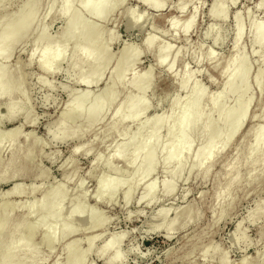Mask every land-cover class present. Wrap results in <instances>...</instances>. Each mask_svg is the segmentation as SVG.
Masks as SVG:
<instances>
[{
    "label": "rangeland",
    "instance_id": "374dc122",
    "mask_svg": "<svg viewBox=\"0 0 264 264\" xmlns=\"http://www.w3.org/2000/svg\"><path fill=\"white\" fill-rule=\"evenodd\" d=\"M73 1H76V7L79 10L77 19L89 27L97 24L101 29L96 43L99 42L100 51L104 53V56L101 58L99 55L93 61L96 67L102 65L103 71L100 79L89 90H85L80 83L81 71L73 66L74 45L83 43L89 37L88 30L84 28L78 30L75 42L69 44L64 51L57 69L51 68L45 73L37 64L38 54H35L33 58L30 57V41L36 33L34 27L36 24L30 28L23 42L17 43L13 49L11 47L10 59L8 62H3L7 64V67L10 65L8 68L11 72L23 82V96L13 94L0 98V134L6 133L14 125H21V130L27 133V137L19 138L14 147L18 149L24 146L23 150H25L36 140L39 143L34 162L27 158L18 160L17 165L21 174L9 180L8 173L2 178L5 181H1L0 178V194L14 184L18 189L25 190V193L29 192V188L39 187L32 195L21 196L16 192L5 194L4 199L22 204L32 198H38L44 190L57 185L68 191L59 213L36 224L37 232L32 244L38 245L40 249L34 255L33 262L55 264L59 261V264H69L72 257L67 256L65 246L71 243L72 249L86 250L87 238L91 234H98L100 236L95 240L91 250L86 252L81 264H106L104 257H100L98 249L105 239L112 235L115 236L114 242L120 241L117 248L120 250L122 260L116 264H220L222 257L226 259L225 264H244L246 261L261 264L264 255L262 253L264 251V213H260L258 205L260 203L261 208L264 206V168L258 165L255 167L253 173L256 177L249 186L247 183L249 169L246 163L240 164V180L232 187V192L230 190L229 198L227 197L221 203L230 204L227 211L223 212L224 214L220 212L221 205L218 206L215 199L217 188H222L225 184L224 163L241 155V144H249L253 139V134L244 137L246 129L262 121L264 64L260 60L259 52H254L258 48L249 34L251 22H264V11L257 8L259 0H238L234 6L230 0H223L225 11L227 10L225 20L210 15L209 6L212 0H190L191 4L188 3L181 14L176 9L179 0H163V6H156L146 0H104L103 10L99 15L94 0H69L74 3ZM110 3L118 4V6L108 11ZM87 4H89L88 7H86ZM64 8L57 4L42 24L44 34L53 36L56 44L61 39L60 33L62 35L64 32L65 20L55 17L53 13L55 11L62 13ZM21 9L22 4L19 0L8 3V11H21ZM44 11L41 7L38 14L41 18ZM235 11H240L243 29H245L239 48L241 47L243 58L250 60L251 63L249 74L251 85H249L247 96L252 95L253 98L251 97L252 103L247 116L232 136L231 143L221 148L211 161L207 174H201L200 168L188 172L187 167L191 163V159L188 158L184 161L181 172L172 182H169L174 186L173 191L164 193L158 184L156 196L148 203L145 200L144 186L153 179L160 183L166 177L161 163L164 155L162 144L167 143L171 135L169 131L163 134L156 150L158 159L156 167L132 190L129 199L125 200L123 188L127 180L130 178L133 180L141 169L138 167V161H135L129 171H124L125 154L118 159H113L111 156V152L120 144L124 127H120L115 136L110 137L107 136L106 129L113 122L111 117L113 108L126 90L121 91L118 99L109 101L107 106L109 112L104 117L94 114L95 120L86 122L82 119L84 116L82 115L79 121L76 120L74 124L77 134L73 137H64L56 125L58 117L64 111V104L80 95H86L85 97L93 100L100 99L114 76L111 67L119 59L125 46H132L136 50L137 57L126 65L124 72L127 74L132 71L138 76L124 77L123 86L136 87L140 78L146 72L150 73V85L143 96V100L149 106L148 115L157 116L163 112L167 113L169 100L175 95L178 98L185 96L188 87L179 88L177 79L184 68L188 72H193L192 81H197L196 83L201 85L207 94L218 91L223 82L220 68L236 50L234 48ZM132 13L141 17L140 21L133 26L130 24ZM193 13L195 14L193 25L187 33L181 30L173 31L170 28L168 24L170 19L177 17L179 24H183ZM147 35L155 37L160 42V48L156 53L148 51L144 46L143 39ZM169 49H172L169 60L173 58L174 53H177L171 70L166 65H157L155 62V55H161ZM196 52L198 56L203 57H199L198 62L194 58ZM208 54H213L211 61ZM85 60L86 57L83 56L81 61ZM216 64H218L217 69L214 68ZM2 67L0 62V68ZM259 68H262L261 86L253 80ZM239 86L240 82H237L224 104L213 113V118L233 102ZM144 108L142 102L137 111L142 112ZM86 109H88V100L83 104V113ZM69 117L74 118L70 115ZM99 118L102 119L96 120ZM149 125V122L129 125L133 137L126 144L125 153L136 146L137 132L147 129ZM222 130V126H217V132ZM203 142L204 138L195 136L190 146L191 151ZM222 146V144L219 145V147ZM88 148L91 151H87ZM12 153L13 150L6 147V141H3L0 144V158L7 161ZM98 154L103 156L99 165L95 160ZM66 176H72V179ZM101 178L105 181H116L118 190L114 194L107 192L98 196V183ZM76 185L80 186L76 187ZM81 194L85 196L81 197ZM75 200L80 201V208L70 217L68 207ZM56 203V198L48 200L43 210L50 211ZM23 211L16 209L13 216L22 217ZM160 211L163 213L160 214ZM36 213L35 209L23 219L28 220ZM68 219L70 229L59 236L63 222ZM96 221L103 223L94 228L93 223ZM49 230L56 232L55 235L60 238L49 246L40 245L43 234ZM4 237L0 234V243ZM205 249L209 251L203 256ZM111 252L112 250L107 255Z\"/></svg>",
    "mask_w": 264,
    "mask_h": 264
},
{
    "label": "bare ground",
    "instance_id": "6f19581e",
    "mask_svg": "<svg viewBox=\"0 0 264 264\" xmlns=\"http://www.w3.org/2000/svg\"><path fill=\"white\" fill-rule=\"evenodd\" d=\"M10 1L12 0H0V62L3 66L0 68V98L7 95L12 96L13 94H20L23 96V82L19 77L11 72V69L8 68L10 65L8 64L9 66L7 67V64L5 65L4 63L8 62L11 57V47L13 49L17 43L19 44L23 42L28 31L35 24L36 25L34 27L36 29V33L30 41L31 49L29 54L31 58H33L35 54H38L37 64L45 73L49 72L51 68H58L64 51L69 44H73V42H75L78 30L80 28L88 30V39H86L83 43L74 45L75 50L73 66L81 71L82 76L80 78V83L84 86L85 90H89L95 83H97V80L100 79V74L103 71V67L102 65L96 67L93 60L99 55L101 58L104 56V53L100 51L101 48L99 42L98 44L96 43V39L99 37L101 29L97 24L89 27V25H86L77 19L76 15L78 14L79 10L76 7V1H73L74 3H72L69 2V0H19L22 4L21 11H8V3ZM146 1L156 6L164 5L163 0ZM230 1L233 6L238 2V0ZM103 2L104 0H94L98 15L103 10ZM189 2L190 0L178 1L176 9L179 14L183 13ZM57 4L65 7L62 13H57V11L53 13L55 17L58 16L65 20V29L64 32H62V35L60 33L61 39L58 44L55 43L56 41L53 39V36H47L44 34V27L42 25L48 14ZM88 5L89 4H87L86 7H88ZM117 6L118 4L110 3L108 11H112ZM41 7H43L45 10L43 13L44 15L42 14V18L38 15ZM209 7V13L211 16L220 20H225V13L227 10L225 11V2L223 0H212ZM257 8L264 11V0L258 1ZM132 14L133 16L130 17V24L133 26L140 21L141 17L136 15V13ZM194 15L195 14L193 13V15L187 18L183 24H179L177 17L170 19L168 24L173 31L181 30L183 33H187L193 25ZM234 17V22H236L234 48L236 50L234 49L235 52L226 61L224 66L220 68V75L223 77V82L218 91L207 94L204 88L196 83V80V82L192 81L193 72H188L184 68L182 74H178V76L180 75L179 77L177 75L176 76L178 77L177 79L179 88L182 89L188 87V91L185 96L183 98H178L175 95L174 98L169 100L167 113L163 112L157 116H152L151 114L148 115L147 113L149 111V106L145 100H143V96L150 85V73L146 72V74L140 78L136 87H129V85L123 86L124 77L138 76L132 71L128 72L127 74L124 72L126 65L131 61L133 62L137 57L136 50L132 46H125L122 50V53L120 54L119 59L111 67V72H114V76L111 78L110 83L107 85L100 99L93 100L89 97H85L86 95L79 94L80 96L70 99L64 104V111L58 117L56 125L64 137H73L77 134L74 124L76 120L79 121L82 115H84L82 119H84L86 122L95 120L93 119L94 114H97L99 117H104L109 112L107 108L109 101L111 100L112 102L113 99H118L121 91L126 90L125 93L123 92L124 95L122 96L121 100L113 108L111 116L113 122L112 124L110 123L106 129V132L108 133L106 134L110 137L115 136V133L118 132L120 127H124V130L121 134L120 144L116 146L111 152V156L113 159H118L125 154L124 171H129L134 165L135 161H138V167L141 169V172L137 173L133 180H131L132 178L127 180L126 185L123 188V198L125 200L129 199L132 190L135 189L143 180H145L148 173L156 167L158 163V159L156 157L157 146L161 142V136H163L165 133L167 134L168 131L171 136L167 143L162 144L164 155L161 160L166 177L160 183L157 182L158 180L153 179L144 186L146 193L145 200L148 203L151 202L156 196L158 184L161 186V191H164V193H170L173 191L174 186L172 183L169 184V182H172L181 172L186 159H191V163L187 167L188 172L195 170L196 168H200L201 174H207L211 161L217 156L219 150L231 143L232 136L238 130L242 121L249 112L253 98L252 95L247 96L249 85H251L249 84L251 63L250 60L248 61V59L243 58V53L241 52L242 50H240L241 47L239 48L242 37L244 36L243 30H245L243 29L244 24L242 23L240 11H235ZM39 25L41 26L37 29ZM249 31L252 42L258 48V50H254V52H259L261 58L260 60L262 64H264V22H251ZM111 38L112 40L114 39L113 36ZM143 44L148 51L153 53H156L160 48V42H158L155 37L151 35H147L143 39ZM171 50L172 49H169L161 55H155L156 64L166 65L167 68L171 70L174 66L175 59L177 58V53H174L173 58L169 60ZM196 55L198 56V53ZM196 55L194 58H196L198 62L202 56L200 57L199 55L197 57ZM83 56L86 57L84 62L81 61ZM211 56H213V54H208L210 61L213 59ZM246 58L248 57L246 56ZM214 68L217 69L218 64H216ZM261 74L262 68H259L253 76V80L258 86H261L262 83ZM237 82H240V86L235 92L233 102L227 105L223 110L219 111L216 117L213 118V113L224 104L225 99L234 89V86ZM133 85L135 86V83ZM87 100L88 109H86L83 113V104ZM142 102L143 106L145 107L144 110L142 112L137 111L138 108H140V104ZM69 115L74 118H70ZM261 118L262 121H260L258 125H250L244 134V137L253 134L252 142L249 144H241V155L235 156L232 158V160H228L224 163L226 170L225 184L222 188H217L215 192V199L218 203V206L219 204L221 205L220 212L222 213L225 212V210L227 211V208L230 205H223L221 204L222 201L226 200L232 187L240 180V164L243 162L246 163L249 169L247 178V183H249V186L256 177L253 173L255 167L258 165L261 168H264V106ZM101 119L102 118L96 120ZM139 122H149L150 125L147 129H142L137 132L136 146L125 153L126 144L133 137V134L129 129V125L132 123L138 124ZM219 125L223 127V130L217 132L216 128ZM21 127V125H14L9 128L6 133L0 134V144L3 141H6V147L8 146L9 149L13 150L12 156L9 158V160L5 161L3 158H0L1 179L4 178L8 173L10 174L9 180L21 174V170L17 165L19 159L27 158L32 162H34L36 159L35 155L37 153L36 149L38 148V140H36V142L31 147L26 148L25 150H23L24 146L23 148L20 147L18 149L14 147L19 138L26 139L27 137V133L22 132ZM195 136L204 138V142L195 150L191 151L190 146ZM220 144L223 146L219 147ZM14 149L16 151H14ZM87 151H91L90 148H88ZM102 157L103 156L100 154L95 157L97 165H99ZM66 177L72 179V176ZM1 181L5 180L2 179ZM60 185L62 184L60 183ZM79 186L80 185H76V187ZM38 188L39 187L29 188V192L25 193V190L18 189L17 185L14 184L2 192V194H0V234L5 236L4 240L0 243V264H35V261L33 262V258L40 249L38 245L32 244V240L37 232L36 224L45 218H49L50 216L54 217V215L59 213L64 202V197L68 194V191L64 190L65 188L63 189L57 185L53 188H50L49 190H44L42 193L40 191L41 195L38 198H32L22 204L10 202L7 199H4V197L5 194L13 192L18 193L21 196L24 194L32 195ZM117 190L118 184L116 181H105L103 178L99 180L98 196H101L107 192L114 194ZM84 196V194H81V197ZM53 198L57 199L56 206L50 211H44L43 206L48 200ZM261 204L263 203L261 202ZM258 206L260 207V213L263 214L264 206L261 208L260 203ZM79 208L80 201H73L68 207L69 216L72 217ZM16 209L24 210V215H22V217H14L13 212ZM35 209L37 213L34 217H30L28 220L23 219L24 216H29L30 213H32V211ZM162 213L163 212L160 211V214ZM176 218H178V215H176ZM102 223L103 222L99 223L96 221L93 223V227L96 228ZM238 226L239 224H237V228H239ZM70 227L69 219L68 221L63 222L60 228L61 231L59 236L61 233H67V230H69ZM55 234L56 232L54 231H46L43 234L42 240L39 244L45 246H49L51 243L53 244L58 238H60ZM99 236L100 235L98 234H91L87 238L88 247L86 250H83L82 248L72 249L71 243H68L65 246V252L67 256L72 257V260L69 264H81L86 252L91 250L92 245ZM114 237L115 236L112 235L106 238L98 249L100 257H104L106 264H116L122 260L119 252L120 250L117 248L120 244V241L114 242ZM115 245L117 246L113 250ZM111 250L112 252L107 255ZM208 251L209 249H205L202 255L205 256ZM262 253L264 254V251ZM225 261V257H222L220 259V264H225ZM55 264H59V261ZM244 264H252V262L248 263V261H246ZM261 264H264V255Z\"/></svg>",
    "mask_w": 264,
    "mask_h": 264
}]
</instances>
